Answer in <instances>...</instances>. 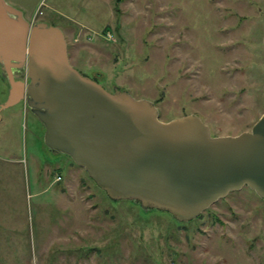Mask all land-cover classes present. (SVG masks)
<instances>
[{"label":"rangeland","instance_id":"rangeland-1","mask_svg":"<svg viewBox=\"0 0 264 264\" xmlns=\"http://www.w3.org/2000/svg\"><path fill=\"white\" fill-rule=\"evenodd\" d=\"M4 2L61 31L76 72L153 104L162 124L194 116L213 139L237 138L264 115V0ZM8 97L0 73V108ZM44 137L24 104L0 111V264H264V202L250 190L178 224L110 201Z\"/></svg>","mask_w":264,"mask_h":264},{"label":"water","instance_id":"water-1","mask_svg":"<svg viewBox=\"0 0 264 264\" xmlns=\"http://www.w3.org/2000/svg\"><path fill=\"white\" fill-rule=\"evenodd\" d=\"M0 66L10 89L0 111L24 104L43 125L46 148L84 170L110 201L178 224L244 189L264 202V115L237 138L213 139L194 116L162 124L153 104L82 77L61 31L31 28L4 0Z\"/></svg>","mask_w":264,"mask_h":264},{"label":"flooded vegetation","instance_id":"flooded-vegetation-1","mask_svg":"<svg viewBox=\"0 0 264 264\" xmlns=\"http://www.w3.org/2000/svg\"><path fill=\"white\" fill-rule=\"evenodd\" d=\"M4 70H5L4 67H3V66H0V73H1V74H2V72H3ZM16 76L19 77L18 73H16ZM3 78H4L5 82H6L7 85H8L7 77L5 76V77H3ZM8 88H9V85H8ZM9 91H10V89H9Z\"/></svg>","mask_w":264,"mask_h":264},{"label":"built area","instance_id":"built-area-1","mask_svg":"<svg viewBox=\"0 0 264 264\" xmlns=\"http://www.w3.org/2000/svg\"><path fill=\"white\" fill-rule=\"evenodd\" d=\"M112 35L111 34H107L106 36H103V38L102 39H104V41H108V42H111V40H112Z\"/></svg>","mask_w":264,"mask_h":264},{"label":"crops","instance_id":"crops-1","mask_svg":"<svg viewBox=\"0 0 264 264\" xmlns=\"http://www.w3.org/2000/svg\"><path fill=\"white\" fill-rule=\"evenodd\" d=\"M60 179H58L57 181H59ZM57 181H56V183H57ZM61 181V180H60ZM57 260H56V262H55V264H59V261H60V257L58 256V255H53ZM53 257V258H54Z\"/></svg>","mask_w":264,"mask_h":264}]
</instances>
